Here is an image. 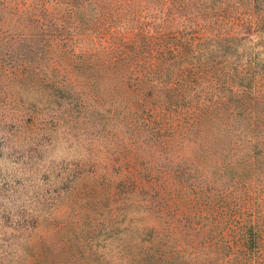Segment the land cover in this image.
Returning <instances> with one entry per match:
<instances>
[{
  "label": "rangeland",
  "instance_id": "obj_1",
  "mask_svg": "<svg viewBox=\"0 0 264 264\" xmlns=\"http://www.w3.org/2000/svg\"><path fill=\"white\" fill-rule=\"evenodd\" d=\"M0 264H264V0H0Z\"/></svg>",
  "mask_w": 264,
  "mask_h": 264
}]
</instances>
